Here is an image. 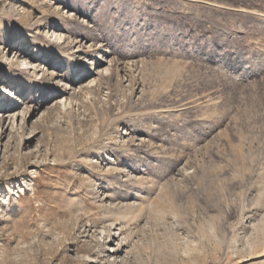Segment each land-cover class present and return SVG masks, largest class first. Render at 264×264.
<instances>
[{"label":"rangeland","instance_id":"374dc122","mask_svg":"<svg viewBox=\"0 0 264 264\" xmlns=\"http://www.w3.org/2000/svg\"><path fill=\"white\" fill-rule=\"evenodd\" d=\"M0 264H264V0H0Z\"/></svg>","mask_w":264,"mask_h":264},{"label":"bare ground","instance_id":"6f19581e","mask_svg":"<svg viewBox=\"0 0 264 264\" xmlns=\"http://www.w3.org/2000/svg\"><path fill=\"white\" fill-rule=\"evenodd\" d=\"M67 28H68V27H67ZM30 38H31V39H29V42H32V41H33V40H32V37H30ZM32 43H33V42H32ZM36 43H37V42H36ZM26 46H28V44H26ZM26 46H25V47H26ZM40 46H42V45L39 44V47H40ZM43 47L47 48L46 46H43ZM48 49L51 50V48H48ZM31 63H32L31 61H30V62L27 61V62H26V65L24 64L25 66L20 67L21 69H19V70H20V71H21V70H23V71H24V70H27V68H29L30 66H31V68H33V69H38L39 64H35V63H32V64H31ZM30 64H31V65H30ZM47 64H48V63H47ZM28 65H30V66L28 67ZM39 70H40V69H39ZM3 90H4V92H5L6 96H7V98L12 94V91H10L9 89H7L6 87H4ZM14 94H15V93H14ZM3 95H4V94H3Z\"/></svg>","mask_w":264,"mask_h":264}]
</instances>
